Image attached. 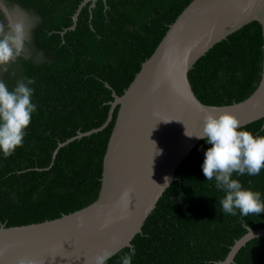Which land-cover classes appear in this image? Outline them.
<instances>
[{
  "label": "trees",
  "instance_id": "trees-1",
  "mask_svg": "<svg viewBox=\"0 0 264 264\" xmlns=\"http://www.w3.org/2000/svg\"><path fill=\"white\" fill-rule=\"evenodd\" d=\"M82 1L0 0L4 10L22 12L30 24L20 55L7 70L0 67V81L13 90L18 82L33 79L36 105L23 146L9 157L0 153V226L52 220L95 200L116 108L100 131L57 146L105 122L111 93H123L191 0H105L84 8L87 2L68 29ZM261 46L256 22L216 43L187 77L194 96L215 107L249 96ZM241 128L264 136V118ZM210 147L203 139L191 149L130 247L106 264H122L133 248L132 264H216L246 228H264V212L245 217L239 210L235 216L223 213L225 193L202 170ZM232 178L259 191L264 200V169L257 176L234 173ZM234 264H264V242L251 245Z\"/></svg>",
  "mask_w": 264,
  "mask_h": 264
},
{
  "label": "water",
  "instance_id": "water-1",
  "mask_svg": "<svg viewBox=\"0 0 264 264\" xmlns=\"http://www.w3.org/2000/svg\"><path fill=\"white\" fill-rule=\"evenodd\" d=\"M101 1L105 0H83L68 29L74 28L85 3L84 8ZM251 22L259 24L262 37V59L253 92L227 106L202 104L187 78L194 64L216 43ZM111 97L100 127L77 133L57 146L100 131L116 108L95 200L52 220L0 226V264H19L21 259L30 264H92V258L104 249L114 255L130 247L191 149L203 140L195 135L201 132L207 113L230 112L241 127L264 118V0H191L123 93H111ZM165 177L170 178L168 187ZM259 242H264V228H246L216 264H234L243 251Z\"/></svg>",
  "mask_w": 264,
  "mask_h": 264
},
{
  "label": "clouds",
  "instance_id": "clouds-1",
  "mask_svg": "<svg viewBox=\"0 0 264 264\" xmlns=\"http://www.w3.org/2000/svg\"><path fill=\"white\" fill-rule=\"evenodd\" d=\"M24 41V26L20 22L9 23L7 28L0 24V67L7 65L20 55ZM31 78L18 82L13 90L0 81V153L11 156L18 147L23 146L26 129L29 127L36 105L32 103L33 89ZM191 137L187 131L185 133ZM205 139L211 145L205 152L202 164L204 176L208 181L215 178L217 189L224 191L220 200L222 211L235 216L237 210L241 216L264 212V200L259 191L245 189L233 174L257 176L264 169V136H256L242 129L240 121L230 112L220 115L207 113L203 118L201 132L195 135ZM168 177L165 185L168 187ZM154 182V181H153ZM160 186V185H159ZM113 253L104 249L92 258V264H106ZM136 255L133 248L125 254L122 264H132ZM19 264H30L21 259Z\"/></svg>",
  "mask_w": 264,
  "mask_h": 264
},
{
  "label": "rangeland",
  "instance_id": "rangeland-1",
  "mask_svg": "<svg viewBox=\"0 0 264 264\" xmlns=\"http://www.w3.org/2000/svg\"><path fill=\"white\" fill-rule=\"evenodd\" d=\"M14 14V15H13ZM24 14L18 10H14L12 13L11 12H7L6 10H4L2 8V6L0 5V24H4L5 27L7 28V25L9 23H16V22H20L23 24L24 26V38L25 40L27 41V36H28V30L30 29V24L26 19V16H25V19L23 20ZM21 16V20H19ZM23 17V18H22ZM22 49H23V45H22Z\"/></svg>",
  "mask_w": 264,
  "mask_h": 264
},
{
  "label": "flooded vegetation",
  "instance_id": "flooded-vegetation-1",
  "mask_svg": "<svg viewBox=\"0 0 264 264\" xmlns=\"http://www.w3.org/2000/svg\"><path fill=\"white\" fill-rule=\"evenodd\" d=\"M1 6H2V8H3V5L2 4H0ZM24 16V15H23ZM20 19H21V16L19 17ZM23 18V17H22ZM19 19V20H20ZM25 19V16H24V18H23V20ZM23 42H26V40H25V38H24V41ZM22 50V49H21Z\"/></svg>",
  "mask_w": 264,
  "mask_h": 264
}]
</instances>
